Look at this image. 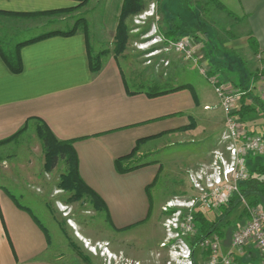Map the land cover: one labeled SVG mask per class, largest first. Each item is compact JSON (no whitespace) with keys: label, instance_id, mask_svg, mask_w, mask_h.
Instances as JSON below:
<instances>
[{"label":"crops","instance_id":"1","mask_svg":"<svg viewBox=\"0 0 264 264\" xmlns=\"http://www.w3.org/2000/svg\"><path fill=\"white\" fill-rule=\"evenodd\" d=\"M219 1L241 19L235 20L218 10L217 16L222 20L225 21L223 15L231 18L230 26L235 35L224 41V47L232 53L251 55L249 38L252 36L258 42L259 52L251 61L260 62L264 57V0ZM80 4L81 0H0V11L35 15ZM122 4L123 0L115 4V17H119ZM84 8L73 11L86 14L89 10ZM87 21L90 34L92 24L88 16ZM107 24H102V32L108 29ZM117 25L118 18L113 28L115 32ZM201 47L205 48L203 44ZM89 49L95 54L109 51L102 56L99 72L91 71ZM20 53L23 62L20 73H13L0 54V141L13 136L31 121L45 123L59 140L73 141L79 175L105 203L103 209L113 229L123 234L134 253L146 255L147 264H168L169 250L161 247L165 240L163 220L160 221L162 204L154 203L150 192L164 165L155 161L139 163L134 170L121 173L115 163L131 153L141 139L152 137L142 143L126 165L155 153L159 150L156 146L193 142L195 137L204 140L222 125V117L219 122L217 115L206 113L212 110L211 104L202 99L199 86L190 77L191 72L182 67L170 86L154 91L136 90L126 77L125 70L130 69L123 66L122 57L115 55L113 48L94 50L90 37L81 31L23 45ZM201 54L203 60L195 59L191 63L198 69V65L207 64V71L200 70L210 84L212 75L221 81L222 75L212 72L206 53ZM123 60L126 63V59ZM180 61L189 62L183 58ZM176 88L168 93L149 95ZM217 146L215 142L214 147ZM215 148L211 147L208 155L198 161L209 159V162ZM248 219L247 216L242 219L241 213L235 214L233 231L222 240V252L233 255L235 264H261L262 261L254 243L242 252L232 247L233 232ZM61 257L52 247L47 228L31 207L15 198L7 187H0V264H63L59 262ZM205 259L204 252L194 250L193 264H205Z\"/></svg>","mask_w":264,"mask_h":264},{"label":"rangeland","instance_id":"2","mask_svg":"<svg viewBox=\"0 0 264 264\" xmlns=\"http://www.w3.org/2000/svg\"><path fill=\"white\" fill-rule=\"evenodd\" d=\"M120 1L88 0L81 7L84 6V10L89 11L86 10V14H84L85 11L81 12L82 15L76 11L49 14L40 12L35 15L0 12V43L6 51H10L17 43L38 34L53 30L67 31L73 27L78 18L87 20L88 16L92 24L89 37L93 49H114L116 32L113 28L117 18L119 23L123 7L122 4L119 17H115V4H119ZM144 1V11L125 18L130 37L126 49L120 56L123 66L129 67L131 71L130 73L128 69L125 70L130 86L136 90H159L170 86L178 76L177 74L182 72V67H185L191 72L190 77L195 84L199 86L202 99H206V102L211 104L212 110L206 113L217 115L218 121H221V117L223 118L222 127H216L204 140L195 137L193 142H177L167 147L156 146L159 148L158 151L132 162V165H137L155 161L164 165L150 190L153 202H159L163 207L170 200L187 199L194 194L189 181L190 173L209 160L198 161L208 155L211 147L215 148V142L218 143L222 133L224 111L220 105L219 96L200 70L207 71V64L199 63L198 69L191 62L195 59L203 60L201 52L205 53L209 48L212 36L217 39L216 30L222 32L221 36L218 35L221 40L227 37V31L232 28L230 26L232 20L224 18L223 15L224 21L217 16L219 11L210 0ZM214 12L216 15L212 14ZM104 23H108L109 26L102 32L100 29ZM179 26L191 32L179 36L180 31H178L177 37L169 36L168 32L176 30ZM205 30L208 33H205ZM180 42H185L187 48L191 51L196 50V53L192 52L189 57L184 51H179L177 44ZM190 42L195 46L192 47ZM202 44L204 49L201 47ZM251 55L246 56L242 53L240 57L243 63L240 57L232 53L225 54L221 60L228 68H231L229 71L233 72L235 69L240 71L239 74L236 72L231 75L243 77L252 69L264 70V57L260 58V62H255L251 61L255 54L251 53ZM180 57L189 62L181 63ZM123 58L126 59V63ZM223 75H228L226 70ZM258 84L256 81V87ZM254 93L260 97L258 102L248 100V103L256 107V112L247 117L244 125L263 135L264 94L260 93L258 88ZM40 124L39 121H31L23 127L24 129L14 134V136L17 135L16 138L9 142L0 141V187H7L15 198L31 207L47 228L53 249L58 256H62L59 259L60 263L147 264L146 255L134 253V249H131L127 241L123 239V234L113 229L103 207L93 196L87 192L77 194L73 190L61 188L66 166L63 161H60L55 168L51 170L46 168L43 143L37 135ZM96 205L99 206L98 209ZM240 213L242 219L245 218L244 207H240L235 214L238 216ZM206 215L210 219L215 217L213 211ZM160 216V221L164 222L165 215L162 211ZM186 242L190 243V239H186ZM147 250L150 255L149 249Z\"/></svg>","mask_w":264,"mask_h":264},{"label":"trees","instance_id":"3","mask_svg":"<svg viewBox=\"0 0 264 264\" xmlns=\"http://www.w3.org/2000/svg\"><path fill=\"white\" fill-rule=\"evenodd\" d=\"M87 1L88 0H81V4L79 6L71 9L55 10L42 13L49 14L73 11L84 5ZM210 1L214 3L217 10L225 12L229 17H232L235 20L241 21L239 17H237L234 13L227 9L219 0ZM144 10V0H124L120 20L115 35V45L113 49L115 55H120L121 53H123V51L127 47V42L130 37L129 27L125 23V18L131 14H137ZM80 31L89 36L88 21L84 18H78L75 21L73 27L67 31L53 30L18 43L11 52L6 51L0 45V54L13 73H20L23 70V62L20 53V49L23 45L56 35L71 36ZM178 31H180L179 36H182L186 33L189 34L191 32L179 26L176 30H170L168 34L169 36L175 37ZM205 33H208V31L205 30ZM216 33L217 39H214L213 36L210 38L212 43L209 44V48L205 53L212 63L213 73H220L222 75L226 70L228 75H223L221 82H230L235 87V89L244 92L239 100L238 108L235 111V114H237L240 120L244 123L246 122L247 117L250 114L256 112V107L248 103V100L258 102V99L260 97H258V95L254 93L255 89L257 88L255 82L259 80L260 74L264 70L252 69L251 71H249V73H247L246 76H243L241 79L239 78V76L241 75H239L238 78H236L235 75H231L232 73L236 72L239 74L240 71H238V69H235L233 72L229 71L231 68H228L226 66V64L221 60V57H224V55L227 53H232H229V51L224 47V41L231 38L233 39V37H235L234 31L231 28L229 31H227V37L222 38V40L220 38L222 32L216 30ZM218 39L221 42H219ZM249 45L254 54H257L259 52L258 42L252 36L249 38ZM108 52V50H104L95 54L89 49V62L92 72L96 73L101 70L102 56L104 54H107ZM232 54L237 55V57L241 56L240 54H236L234 52ZM241 62L243 63L242 58ZM177 89L178 88L158 93H149V95L155 96L157 94H164ZM261 105L263 104L261 103ZM192 126L193 125H191V127ZM37 135L43 143L46 158V168L48 170H51L52 168H55L60 161H63L66 166V173L63 174L62 182L60 184L61 188L73 190L77 192V194L87 192L91 196H93L94 199L103 208H105V203L103 202V200L82 180L81 176L79 175L78 156L74 149L73 141L59 140L51 131V129L43 122H41V124L37 128ZM16 136L13 135L2 142H9L13 138H16ZM262 136L264 137V134ZM150 138L152 137L139 140L131 153L116 160L115 164L119 172H129L138 167V165L126 164L137 154L142 143L146 142ZM247 169L250 173V177L247 180L239 182L240 194L234 196L227 204L221 205L215 211H213L215 213V217L213 219H210L206 215V213L199 211L195 212L194 220L197 226V234L194 236V238L190 239V242L193 246H195L200 240L213 234L219 235L222 240L223 238L228 237L234 228L232 218L240 207H244L245 214L243 216H249V208H264V154H249L247 157ZM19 206L23 208L21 205ZM96 208L98 209L99 206L96 205ZM204 254L206 256L207 252H204Z\"/></svg>","mask_w":264,"mask_h":264},{"label":"built area","instance_id":"4","mask_svg":"<svg viewBox=\"0 0 264 264\" xmlns=\"http://www.w3.org/2000/svg\"><path fill=\"white\" fill-rule=\"evenodd\" d=\"M179 51L190 57L192 51L185 42L177 44ZM209 80L219 96L224 111L225 126L211 160L199 165L190 173L189 181L193 195L187 199L168 201L163 207L165 240L161 247L169 249L168 264H193L195 249L207 252L205 264H235L233 255L222 252V239L217 234L200 240L195 246L186 242L197 234L195 212L208 213L227 204L239 195V182L247 180L249 154H264V137L248 129L235 114L244 92L229 83L221 82L217 76ZM258 90L264 94V71L258 80ZM205 108H210L206 106ZM185 238V239H184ZM250 243L260 250L264 264V208H249L248 221L238 227L232 236V247L239 252Z\"/></svg>","mask_w":264,"mask_h":264}]
</instances>
